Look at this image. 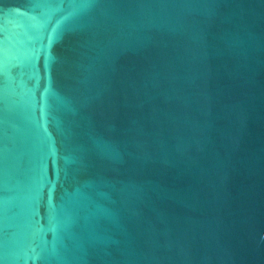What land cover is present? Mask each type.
<instances>
[{
	"label": "water",
	"instance_id": "obj_1",
	"mask_svg": "<svg viewBox=\"0 0 264 264\" xmlns=\"http://www.w3.org/2000/svg\"><path fill=\"white\" fill-rule=\"evenodd\" d=\"M0 264H264V0H0Z\"/></svg>",
	"mask_w": 264,
	"mask_h": 264
}]
</instances>
